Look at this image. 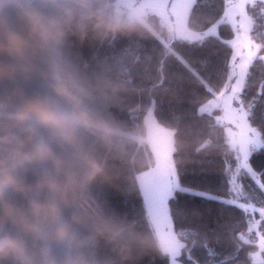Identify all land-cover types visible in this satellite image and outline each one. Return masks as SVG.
Instances as JSON below:
<instances>
[{
	"label": "clouds",
	"instance_id": "obj_1",
	"mask_svg": "<svg viewBox=\"0 0 264 264\" xmlns=\"http://www.w3.org/2000/svg\"><path fill=\"white\" fill-rule=\"evenodd\" d=\"M213 25L197 0H0V264H172L189 249L109 194H143L162 138L178 161L193 142L155 113L190 78L166 66Z\"/></svg>",
	"mask_w": 264,
	"mask_h": 264
},
{
	"label": "trees",
	"instance_id": "obj_2",
	"mask_svg": "<svg viewBox=\"0 0 264 264\" xmlns=\"http://www.w3.org/2000/svg\"><path fill=\"white\" fill-rule=\"evenodd\" d=\"M255 4L256 7L252 5ZM198 10L217 21L225 10L222 0H204ZM247 14L252 20L253 32L250 37L256 45L257 57H264V0H254L247 5ZM234 36V29L229 23L218 24L217 35L206 39L201 46H195L189 51V46H180L179 50L184 62L176 61L166 66V76L184 74L185 78L176 95L163 97L157 105L156 117L161 121H176L188 132L192 143L176 160L178 172L186 185H191L200 191L222 199L235 195L231 185L224 182L227 176L236 173L235 164H226L225 160L234 161L235 149L230 146L225 132V125L216 126V114L219 108L214 109L211 116H201L198 107L212 96L205 91L212 87L215 92L226 88L229 82L230 70L225 61H231L233 49L222 41H229ZM130 44L127 40H119L111 47L100 49L99 54L111 56L119 54ZM139 46L144 51L154 47L153 41H141ZM85 54L89 50L85 49ZM207 60V65L202 67V61ZM187 65L188 67H186ZM199 75L193 74V71ZM211 75L210 81L203 77ZM232 80V79H231ZM264 60L257 59L249 67L244 87L239 95V100L245 106L253 104L255 122L250 118L249 124L259 126V118L264 114ZM239 105V103H237ZM240 106V105H239ZM179 118L178 120L176 118ZM211 141L206 147H201L206 141ZM199 149V151H197ZM251 167L259 174L264 172V150L253 152L249 161ZM241 180L242 191L252 198L258 207H264V190L260 189L256 180L264 183V176L258 175L256 180L237 173ZM110 200L114 207L120 211H144L142 193L135 194L131 199L125 200L119 192H111ZM173 219V230H191L195 233L190 237V247L178 257L181 264H264V249H260L258 236H264V224H260L259 213L255 214L254 238L247 243L240 240L241 232L247 233L250 221L241 211L232 206H227L219 201L194 197L188 194L176 193L175 198L169 202ZM184 209L183 214L177 216L172 208ZM212 249L214 256L208 255ZM238 250V252H237ZM259 254V260L255 254ZM141 264H168V258L146 256Z\"/></svg>",
	"mask_w": 264,
	"mask_h": 264
},
{
	"label": "snow or ice",
	"instance_id": "obj_3",
	"mask_svg": "<svg viewBox=\"0 0 264 264\" xmlns=\"http://www.w3.org/2000/svg\"><path fill=\"white\" fill-rule=\"evenodd\" d=\"M183 2V0H182ZM204 2V0H197V7ZM225 3V12L223 21L224 23H233L236 31L249 33L253 32L252 20L245 13V4L243 2H235V0H222ZM256 7L255 4L252 5ZM239 16L240 20L237 23L235 18ZM218 25H213L209 28L208 32L205 34V38L213 37L217 35ZM264 39V37H261ZM227 46L233 49V60L231 62L225 61L226 67L230 70L229 86L230 92L226 94L225 92L217 93L212 87H206L205 91L207 94L218 97V102L223 105L222 110L225 112V119L228 120L230 124H233L236 128L240 129L239 139H232L229 141L232 147H238L240 155L235 157L234 161L225 160L226 164H235L237 173H243L246 176L251 177L256 180L257 176H264V172L257 173L250 165V156L253 152L264 150V114L259 118V126L252 127L249 124V119L251 118L255 122L254 108L253 104L245 106L242 101L239 100V95L244 87L246 77L249 75V67L254 64L257 59L264 60V57H257L255 52H249L247 55L241 54L243 52V37L237 35L232 41H222ZM253 42L248 41L251 45ZM204 44V40H201V46ZM238 45L241 47L238 50ZM195 45L189 46V51ZM257 48L260 45H256ZM238 57V60H237ZM202 67L207 65V60H203ZM188 67L187 65H185ZM190 71L195 73V70L189 68ZM231 77H235V84L231 85ZM204 80L210 81L212 79L211 75L203 77ZM264 87V85H262ZM239 103L238 108H233V102ZM217 101H209V105L216 104ZM199 113L201 116L207 114L212 115L209 107L202 106L199 108ZM179 119L178 117L176 118ZM221 123V118H216V126ZM211 141H206L201 147H206ZM225 183L231 185L232 192L235 195L227 199H222L220 197L210 195L204 191H200L197 188L186 185L182 181V176L178 172L176 160L173 159V151L171 145L168 143L166 138H162L159 142L156 154H155V168L154 177L151 185L147 187L143 192V209L146 215L151 217L157 225L163 229L173 230V219L169 215L170 205L169 202L175 198L176 193L188 194L194 197H202L208 200L219 201L220 203L236 207L241 211V214L249 219L250 224L247 233L241 232L239 234V239L248 242L250 238H254V225L256 221L254 219L255 214L259 213V223L264 224V207H258L257 203L247 196L242 191L241 180L238 175L227 176L224 180ZM260 189L264 190V183L256 180ZM177 216L183 214L184 209L177 207L172 208ZM180 235L185 239H189L194 236L195 233L191 230L182 229L179 231ZM262 247H264V242H262ZM208 255L214 256L215 253L212 249H208ZM238 252V250H237ZM172 264H177V259L174 258ZM221 264H227V261H222Z\"/></svg>",
	"mask_w": 264,
	"mask_h": 264
},
{
	"label": "rangeland",
	"instance_id": "obj_4",
	"mask_svg": "<svg viewBox=\"0 0 264 264\" xmlns=\"http://www.w3.org/2000/svg\"><path fill=\"white\" fill-rule=\"evenodd\" d=\"M252 1H254V0H235V2H243L245 4L244 11H245L246 14H247V11H246L247 5L249 3H251ZM225 7H226V5H225ZM224 12H225V10H224ZM224 12L221 15V17L216 21V22H218V24L223 21ZM235 20L238 23L239 20H240V17L237 16L235 18ZM229 24L234 29V36L229 41L234 40L237 35H240L241 37H243V46H244V48H243V52L241 54L247 55L249 52H255L256 53V44L253 42L252 38L250 37V33H244V32H239L238 33L236 31V29H235L234 24L233 23H229ZM249 40H251L253 42L251 45L248 44V41ZM237 47H238V50H239V48L241 47V45H238ZM232 60H233V54H232V57H231V61ZM237 60H238V57H237ZM229 77H230V74H229ZM231 79H232L231 80V85H234L236 78L235 77H231ZM222 91L225 92L226 94H228L230 92L229 82H228L226 88L222 89L221 91H219L217 93H220ZM209 101H217V103L216 104H213V105H209ZM202 106L209 107V110L210 111H213L214 109L219 108L220 109V112H218L215 116H216V118L217 117H220L221 118V123L225 125V132H226V135H227L228 142L230 140H232V139H239V137H240V129L236 128L233 124H230L228 122V120L224 118L225 117V112L222 110L223 105L218 102V97L212 96L211 98H209L208 100H206L205 102H203L198 107V111H199V108L202 107ZM232 106H233V108H238L239 107V105L235 101L233 102ZM250 126H252V125H250ZM230 146H231V144H230ZM233 148L236 151V156L237 155H240V151H239L238 147H233ZM154 163H155V161H154ZM236 174H237V171H236V173L234 172V175H236ZM142 196H143V194H142ZM262 242H264V236H258V243H259L260 249H264V247H262ZM255 258H256V261H257V259L258 260L260 259L258 253L255 254ZM168 264H170L169 259H168ZM177 264H181L180 261L178 260V257H177Z\"/></svg>",
	"mask_w": 264,
	"mask_h": 264
}]
</instances>
